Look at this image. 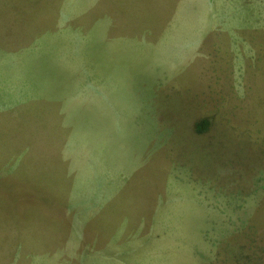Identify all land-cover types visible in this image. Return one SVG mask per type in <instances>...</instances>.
Returning <instances> with one entry per match:
<instances>
[{"label": "rangeland", "instance_id": "374dc122", "mask_svg": "<svg viewBox=\"0 0 264 264\" xmlns=\"http://www.w3.org/2000/svg\"><path fill=\"white\" fill-rule=\"evenodd\" d=\"M0 264H264V0H0Z\"/></svg>", "mask_w": 264, "mask_h": 264}, {"label": "trees", "instance_id": "16d2710c", "mask_svg": "<svg viewBox=\"0 0 264 264\" xmlns=\"http://www.w3.org/2000/svg\"><path fill=\"white\" fill-rule=\"evenodd\" d=\"M210 127L208 119H201L194 125L195 133L198 135L204 134Z\"/></svg>", "mask_w": 264, "mask_h": 264}]
</instances>
